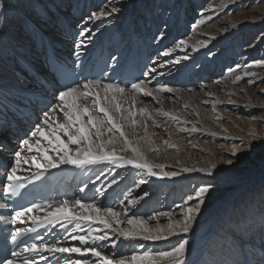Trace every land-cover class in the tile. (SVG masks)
Wrapping results in <instances>:
<instances>
[{
    "label": "rangeland",
    "instance_id": "374dc122",
    "mask_svg": "<svg viewBox=\"0 0 264 264\" xmlns=\"http://www.w3.org/2000/svg\"><path fill=\"white\" fill-rule=\"evenodd\" d=\"M25 1L24 4L27 6V11L26 13H21H23L22 15L29 21L30 24L36 23L38 27H41L43 30L45 25L51 26V28L54 29V25L53 23H50V21L54 20L55 17L51 19L45 17V12H40L41 7L35 0H32L31 2L30 0ZM158 1L159 0H149V2L142 3L140 12L142 15L145 13L148 14L146 16L147 20H149V15L155 16V13H158L159 11V7H157L156 12H152V14H150V12H147L146 10L148 5L155 3L159 6V4H161L160 8H163V0H160L161 2ZM210 1L208 2V0H204L201 7L206 6L210 3ZM183 2L184 0H170L166 7L167 9L170 8L169 10L174 11V9L178 7L177 5L180 6ZM77 9L78 8L74 6L75 12H77ZM82 9L83 7H80V10ZM5 13L8 15L7 11ZM57 14L58 17H61L62 15L60 13ZM136 14L138 15V13H135V17ZM3 15L4 13L0 12L1 18L4 17ZM18 17L20 16L18 15ZM39 18H41L42 21L40 22L42 23L39 22ZM118 18L119 17H117V19ZM259 18H264V0H250L240 8L235 10L229 9L216 15L205 25V27L207 32H213L214 29L217 31L219 28H224L230 24L235 23L240 25L243 23H249L250 26L248 24H243L240 27V34L242 35V38L247 40L249 35L247 31L252 26L250 23H254L256 27L251 28L254 32L251 34L248 44L252 41L253 43H257L259 46L260 43H262V45L264 44V35H261V33H264V19L257 21ZM134 19L135 18H132V21H134ZM0 22L3 23L1 19ZM67 27L75 32H72V36L69 33H66ZM85 27L87 26L82 25L81 28L80 25H75L68 20L67 23L62 26V31L65 35L68 34V36L73 38L76 43L82 40L84 42L83 45L88 46L87 39L84 40L83 38H80V33L85 29ZM111 29L113 30V26ZM195 31L196 30L193 26H188L183 37L188 38L189 35H192V33L194 34ZM41 33L45 36H51V34L46 35L43 32ZM59 34L60 33L56 35L60 37ZM128 34L130 35L131 33L128 32ZM2 35H4V33L0 32V39ZM74 35L76 37H74ZM83 36L85 38L89 37L88 35ZM179 39V35H176L173 40L169 41L167 48L172 47V45ZM26 43H28V41H26ZM218 44L221 45V42ZM245 46L246 42H242V51L248 52L249 50H247ZM256 48L259 49L257 46ZM165 49L166 48L163 50ZM179 54L180 53L177 52H171L169 56H166V59H174ZM255 54L260 53L253 52L252 56L247 58L245 66L250 62V60L254 59V57L259 56L256 55L253 57ZM205 55H207L205 58H208L210 53L206 52ZM230 59L231 56L225 54V63L220 70L221 72L217 71L218 69H216L214 65L208 69L206 68L205 73L209 76V78H204L205 76L202 77L199 80V86H190L187 81L184 82L185 79L177 81L173 80V82L170 83L172 79H175L172 77L173 74L171 76L167 75L164 77L162 68L159 69L158 75L159 73H162V75H159V78L153 80L157 75V73H154L147 79V81H153L152 85L155 89L161 86H167L174 89V91L172 93H156L157 95L161 93L160 97L162 98L158 96V101H154L155 99L151 97L147 99L146 97H143L140 104H136L135 107L132 108V111L137 113L134 117L137 124L134 127L128 126V130L125 128L129 138L134 140V144L141 149L143 154L152 160L155 158L158 165L164 166V171L183 172L181 170L183 168L199 169L210 167L212 164H215L217 165V168L214 172H217V174H213V176L209 177L201 172L194 174L195 172L192 171V174L184 175L178 180L176 179L178 175L169 177L168 180H166L167 178L165 177H160L163 182L161 183V189H156L158 198L156 197L155 200H152L151 198H153V195L148 196L145 201L143 200L144 202L138 201L143 202L139 205L141 208L137 209V207H134L133 209L132 205H128V200L134 198H128L126 194L133 188H136L139 184L137 178H135L137 175L135 170L130 171L133 175H123V177H121L122 173L124 174L128 170L123 169L121 172L110 175H108L110 170L106 172L103 171L102 173V177L108 175L107 179L109 184H111L113 179L116 180L121 177L122 185L126 187L125 192H123V188H121L120 190L123 193L119 195L117 199L113 200V204H115V206L106 203L104 205H100V207H113L114 210L121 212L123 209L122 206L125 205L122 204L126 202V205L129 207L131 206L130 210L132 209V213H128L129 217L136 215L147 218L148 216H153L158 212H175L177 215L173 218H178L180 209L177 206L182 205L187 196L193 195L196 189L201 185L212 183L213 188L205 198V204L202 206V211L198 218V226H195V232L193 234L199 232V229L205 225L206 220L211 217V214L214 211L216 214L215 223L216 221L217 223H214L215 226L211 235H208L205 238L203 237L202 241L195 244L196 250L193 255H191L192 257H190V254L193 251H190L189 253V257L193 259L194 254L199 253V264H202L203 261V264H233L232 261H228L229 258H227V254H230L229 250H232L233 253L237 252L239 246L243 249V252L245 250L244 254H249L251 250V253H255L254 255L256 257V260H252L250 255L246 256L243 254V258L237 259L240 264H242L244 256H246L244 264H260L261 261L257 259L261 258V256L264 258V255H261L262 252H264V177H260L264 173V80L261 79L264 78V70L260 71V75L258 73L255 77H251V79L254 80V83L252 84L248 83L250 77L242 78L240 81L233 83L235 77L237 75L240 76V74L234 72L231 73L229 69L232 70L234 67L227 68L228 66H233L235 62H237L235 59L229 62ZM204 61L205 59L201 56V59L198 61L200 64L197 63L196 65L199 66ZM148 64L151 66L149 61ZM205 66L207 67L208 64L203 65V67ZM212 71L214 73L210 76ZM227 71H230L229 75L227 74ZM233 77V80L228 81L229 78L232 79ZM161 78L163 80H160ZM215 79H219L220 81L214 82L213 80ZM32 86L33 85L29 83L28 89L34 90V86ZM194 92H196L199 97L195 101L188 100V97ZM206 93H209V95ZM230 100L234 103H229ZM58 103L59 102L57 100L53 99L47 111H49L50 108L55 107ZM185 105H187V107H185ZM125 106L127 107L128 105ZM174 106L178 109L174 108ZM150 107L154 109V112L152 113L154 115H150V119L147 115L139 114L138 109L146 108L148 110ZM161 113H169L170 115L165 116ZM173 116L177 119H172ZM218 116L222 117V119H217ZM253 117H255V119H253ZM42 118L43 117H39V120ZM193 127L196 128V131H193ZM201 128L206 130L207 133H201ZM181 129L184 130L182 131ZM209 133H215V136L209 135ZM249 133H254L261 139L253 140ZM165 140H168L169 143L175 145V147L173 148L166 145L164 143ZM241 140L251 144L252 147L250 149H246L240 144ZM117 146L121 147L119 144H117ZM152 148L158 149L159 151H151L150 149ZM232 148H237L239 152L238 159L232 158L228 155ZM51 154L54 155L53 153ZM171 154H173L172 157ZM28 155L30 156L32 154ZM119 155L131 156V152H121ZM227 159H234V163L232 165L223 163V161H226ZM114 166H112V168H115ZM138 172L141 173L142 170H138ZM247 173L249 174L248 177H246ZM233 174L242 176L240 179H237L232 176ZM232 178H235L238 182H234ZM147 187L155 190L150 184H146V188ZM169 188L173 191L171 192L170 190L169 192ZM162 189L163 192L159 195L158 193L160 192H158V190ZM145 192L148 193L149 191L142 188L140 192L141 197L144 196ZM164 192L169 193L165 195L166 193ZM177 192L178 195H176ZM95 195L96 193L91 195L89 200L85 203L95 202L98 206L100 203H98V200L96 199L97 195ZM238 196H241V199L238 201L234 210L229 207L227 209V215L220 217L221 204L229 203L231 202V199H235ZM125 197H127V200H125ZM243 197L246 199V203L242 202ZM166 198L167 202L165 203ZM120 205L122 206L120 207ZM250 211H253L254 213L253 219L247 217ZM259 217L262 218L263 221H257ZM167 219V217H160L159 223L163 225L167 222ZM155 224L156 221H150L151 226H155ZM126 225L127 224L124 223L120 226L125 227ZM92 227L102 229V225L96 223H93ZM212 227L209 230H211ZM82 228L85 231L81 234H85L88 224L86 223V225ZM208 232V230L205 231L203 236H206ZM191 235L192 234L188 237L191 242L190 244L193 243ZM177 240V237H173L169 242H148L145 244V247L155 250H166L171 245H174ZM67 242L68 246H73L74 244V241L70 238ZM126 244L125 242H118V245L121 246L119 249H112L109 245L105 246L102 251L106 254H111L115 251L119 254L130 256L134 251L139 252L144 250L135 247L134 244H132V246ZM105 249H107L106 252L104 251Z\"/></svg>",
    "mask_w": 264,
    "mask_h": 264
},
{
    "label": "snow or ice",
    "instance_id": "6c2138e0",
    "mask_svg": "<svg viewBox=\"0 0 264 264\" xmlns=\"http://www.w3.org/2000/svg\"><path fill=\"white\" fill-rule=\"evenodd\" d=\"M3 7L4 5L0 4V8ZM220 7H227V5L222 3ZM212 10L214 11V9ZM118 11L119 9L114 6L111 7L110 11L102 8L99 12H93L89 20L95 22ZM211 19L212 16L202 18L193 25V28L205 24ZM90 31V29L85 28L80 35L83 36L85 32L90 33ZM83 43L81 40L75 45L77 56L81 54L80 49ZM186 43V41L181 40L176 46L180 47ZM206 46V44H201V47ZM170 54V51L162 53L164 56ZM115 59L113 57V60ZM183 59L186 60L188 57L185 56ZM172 63L179 64L180 60L177 59ZM252 66L264 67V61H256L254 65L248 67ZM230 71L232 70L230 69ZM150 73H157V68L152 67ZM243 75L250 77L249 84L254 83L251 77H255V73L245 71ZM242 78L237 75L233 83ZM261 79L264 80V78ZM150 82L140 79L131 83L129 87L127 85L122 86L121 83L87 80L83 83L67 86L64 90L59 91L56 95V100L59 103L50 108L49 111L43 112V118L35 124L27 137L20 141L18 149L14 151L13 162L10 169L6 171L3 193L6 196H16L25 187V184L21 182L22 180L29 183L40 181L50 170L60 168L62 165L84 168L90 165L108 163L117 167L130 165L135 169L142 170L147 177L179 175L178 172L164 171L163 165L149 162L125 131L127 126L134 127L137 124L134 119L137 113L133 112L132 108L135 107L141 95L158 99L154 93H172L174 91L167 86H161L154 90L150 89L148 87ZM229 103L234 102L230 100ZM58 112L62 113V117L54 115ZM138 112L147 115L149 119L151 118L146 108H140ZM161 114L170 115L169 113ZM172 119L177 118L173 116ZM217 119H222V117L218 116ZM193 131H196L195 127H193ZM209 135L215 136V133H209ZM249 135L253 140L261 139L254 133H249ZM164 143L169 147H175L168 140H165ZM117 144L121 146L119 151L131 152V156L119 155L115 147ZM240 144L246 149L252 147L244 140H241ZM150 150L159 151L155 148ZM50 153L54 155H50ZM28 154L32 155L29 156ZM228 155L232 158H239L237 148H232ZM223 163L232 165L234 159H227ZM24 165H28V168L23 170L30 172V176L21 177L18 175ZM33 168H35L34 172L32 171ZM216 168L217 165L212 164L210 167L199 169L183 168L182 171H198L211 177ZM116 182L113 179L111 184ZM141 183L144 181L141 180ZM111 184L108 187H111ZM212 188L213 184L207 183L198 187L193 195L187 196L183 204L177 206L180 212L178 218L175 219L173 218L177 215L175 212H158L147 218L136 215L129 217V207H124L121 212H118L113 207H99L95 202L85 203L80 199L74 201L63 199L43 206L32 204L31 207L15 211L9 223L12 225H16L18 222L23 223L22 218L28 213H33L34 210L45 208L50 210L44 216H29L28 218L32 223L30 228H14L11 233V240L13 243H17L18 247L20 244L23 246L19 247L18 251L11 252L12 259H4L0 261V264H38L37 256L40 257V260L45 261V264H48L49 257L52 258L53 264H61V260H63V264H193L189 261L191 242L188 237L195 232V226L198 223L202 206L205 204V198ZM131 195L132 193L129 192L128 196ZM147 195L148 193L145 192L144 196ZM138 199H142V197L128 200V205H135ZM53 205L55 206L53 207ZM5 207L7 205L0 204V208ZM160 217H167V222L161 225L159 223ZM153 220L156 221L155 226L150 225V221ZM81 222L88 224L85 234H81L85 231L81 227ZM57 223L67 232L63 241L70 238L72 241H77L79 246H64L60 238L46 242L44 236L37 232L39 227L45 225L50 226L48 228L50 232ZM93 223L102 225L103 228H93ZM124 223L127 224V227L120 226ZM71 224H74V227L68 231V225ZM30 233H36V236L31 237L29 236ZM23 237H28V240H22ZM173 237L178 238L177 242L166 250L145 247L148 242H169ZM125 241L144 250L134 251L130 256L115 251L111 254H105L102 251L105 246L109 245L112 249H117L118 242L123 243ZM73 254L79 258L74 259ZM18 257H22V259L17 260Z\"/></svg>",
    "mask_w": 264,
    "mask_h": 264
},
{
    "label": "bare ground",
    "instance_id": "6f19581e",
    "mask_svg": "<svg viewBox=\"0 0 264 264\" xmlns=\"http://www.w3.org/2000/svg\"><path fill=\"white\" fill-rule=\"evenodd\" d=\"M24 1L25 0H1L0 1V4L4 5L3 8H0V12L4 13L3 15L4 17L7 15L5 12L6 11L8 12V15L5 18L0 17L1 21H3V23L0 22L1 23L0 32L4 33V35H2L0 39V116H1L0 119L1 121L4 120L6 112L8 114H13V110H11L12 107L14 106L13 103L16 102V105L14 106V108L17 106L16 109L25 108L21 104L22 99H31V98H35L37 96L43 95V96H46L47 98L56 100V97H52L47 94H42L43 92H47L46 89H43V88L39 89V88H36L35 86H34L35 90L28 89L29 83L27 80L31 79L30 74H29V72L30 73L32 72L31 68H37L38 70H42V64L40 63L41 53L39 52L38 46H37V43L39 42V40L43 39L40 32H43L46 35L51 34L52 38H50V40H55L56 42L55 47L58 49L59 52L66 50L68 53H71L72 51L77 50L75 47L76 41H74L73 38H70L68 35H65L64 32L62 31V26H64L68 20L75 25H80L81 28H82V25H86L87 27L85 28L91 30L90 33L85 32V35L86 36L88 35L89 37L85 38L84 36H80V38H83L84 40L87 39L88 43H92V42L93 44L98 43L104 36H106V39H108L112 43L114 38H116V40L119 41L122 47L125 48V46H128L127 47L128 49L132 48V51L135 55H136V45L135 44H137V49L141 47L140 52L141 54L145 56L144 60L141 63H144L147 66V69H146L147 77L152 76V74H154V73H150V69L152 67L157 68V75L153 80H156L157 78H159L158 71L159 69L162 68V73L164 77H166L167 75L171 76L173 74L172 77H174L175 79H172L170 83H172L173 80L177 81V80L185 79L184 82L187 81L190 86L192 85L199 86L200 85L199 80L202 77L205 76L204 78L206 77L209 78V76L205 73L206 68L208 69L214 65V67L218 69L217 71L221 70L222 66L225 63V54H228L231 56V59L229 60V62L233 61L234 59L237 61L235 62L233 66H228L227 68L234 67L231 73L234 72V73L240 74V76L243 78H246L243 75L245 71L255 73L256 75H258L259 73L260 75V71L264 70V67H257V66L248 67L249 65H254V62L256 61H264V44L262 45V43H260V45L258 46L257 43H253L252 41L250 44H248L250 36L254 32L251 28L256 27L254 23H250L252 26L247 31V33L249 34L247 37V40L242 38V35L240 34V27L243 24L249 25V23H243L240 25H237L234 23L224 28H221V29L219 28L217 31L216 29H214L213 32H207L205 25L210 20L207 21L205 24H202L196 27L195 33L194 34L192 33V35H189L188 38L183 37L184 34L186 33V28L188 26H193L194 24L197 23V21L201 20L202 18H206L207 16H212L213 18L216 15L221 14L224 11H227L229 9L235 10L237 8H240L241 6H243L244 4H246V2H249L250 0H212V1L208 0V2L210 1V3H208L204 7H201L204 0H184V2L180 6L177 5L178 7H176L174 11L169 10L170 8L167 9L166 7V5L168 4L170 0H163V3H162L163 8H160L161 4H159L158 6L155 3L154 4L151 3L150 5H148V7L146 5L147 7L146 10L147 12H150V14H152V12H156V8L159 7V11L158 13L157 12L155 13V16L152 15L153 16L152 17L149 15V18H148L149 20H147V17H146L148 15L147 13L142 15L140 12L142 8V3L149 2V0L147 1L145 0H77V1L76 0H35L41 7L40 12L41 13L45 12L44 14L45 17L50 18V19L54 17L55 19L57 18L56 20L54 19L50 21V23H53L54 29L51 28V26L45 25L44 30L41 27H38L36 23L30 24L29 21L26 20V18H24V16L22 15L23 13H21V12L26 13L27 11V6L24 4ZM31 1L32 0H30V2ZM222 3L226 4L227 7H220ZM74 6L78 8L77 12H75ZM113 6L117 7L119 11L116 13H113L111 16L102 18L101 20H98L95 22L89 20V17L91 16L93 12H99L102 8L110 11L111 7ZM80 7L81 8L83 7V9L80 10ZM212 9H214V11ZM57 13L62 14L61 17H58ZM135 13H138V15L136 14V17H135ZM18 15L21 18L18 17ZM117 17L119 18L117 19ZM132 18H135L134 21H132ZM262 19L264 18H259L257 21H260ZM40 21H42L41 18H39V22ZM78 21H81V22H78ZM112 26H113V30L111 29L110 31L109 29L112 28ZM128 32H130L131 34L129 35ZM58 33H60L59 34L60 37L56 35ZM135 33L138 36L137 38L138 40L133 39L135 36ZM11 34H14V35H11ZM176 35H179L180 39L177 40L176 43H174L176 41L175 40L173 42L174 44L172 45V47L167 48L169 41L173 40ZM261 35L263 36L264 33H261ZM128 37H130V39ZM132 39L135 43L134 44L135 46L132 45ZM181 40L186 41L187 42L186 45H181L180 47H177L176 45ZM26 41H28V43H26ZM220 42H221V45L218 44ZM242 42H246L245 47L247 50H249L248 52L242 51V47H241ZM201 44H206L207 46L201 47ZM256 46L260 50L257 49ZM164 48L166 49L163 50ZM81 49H82V46H81ZM165 51H170L172 53L177 52L180 54L174 59H168V58L166 59V56L162 55V53ZM206 52L210 53L208 58H205L207 56L205 55ZM253 52H259L260 54L253 55V57L256 55H259V56L254 57V59L250 60V62L245 66V62L247 61V58L251 57ZM185 56H187L188 59L186 60L183 59V57ZM201 56H203L205 61L201 63V65L197 66L196 64L199 63L198 61L201 59ZM177 59L180 60L179 64L172 63L173 61ZM148 61L151 63V66H149ZM204 64L206 65L208 64V66L203 67ZM161 65H163V67H161ZM229 72L227 71L228 75H229ZM213 73L214 72L212 71L210 73V76H212ZM234 77L232 79L229 78L228 81L233 80ZM160 80H163V79L161 78ZM145 81L147 82V79H145ZM213 81L215 82V81H220V80L215 79ZM152 84H153V81H151L148 84V87L154 90L155 87ZM154 94L157 97L161 96V93H159L158 95L156 93ZM206 94L209 95V93H206ZM198 97L199 95H197L196 92H194L192 93V95L188 97V100L195 101ZM147 98H150V97H146V99ZM141 99H143L142 95L139 97L136 104H140ZM154 101H158V99L157 100L155 99ZM174 108L178 109L176 106H174ZM153 112H154V109L150 107L148 109V113L152 116L154 115L152 114ZM54 115H56L57 117H62V113H59V112ZM41 117H43V115ZM6 126H7V123L2 125V127H6ZM126 130H128V126L126 127ZM201 130H202L200 131L201 133H207L206 130L202 128ZM1 136H5V135L3 134ZM115 147L117 148L118 154H120L121 153V151H119L120 147H118L117 145H115ZM50 155L52 154L50 153ZM172 156L173 154H171V157ZM8 157L9 159H11V161H13L11 155H9ZM145 157L152 164L158 165L156 163L157 160H155V158L153 159L155 161H153L152 159L148 158L146 155ZM62 166L66 167L68 169V172L71 173V175L74 178L73 182L77 184L78 186H80L79 188L80 192L76 194L75 198L82 200L81 196L85 197L86 195H89V198H90L91 195H94L96 193L97 195V196L95 195L97 197L96 199L98 200V203H100L98 205L99 207L100 205H104L106 203L115 206V204H113V200L117 199L119 195L125 192L126 186L122 185L121 177H123V175L124 176H129V175L131 176V174L133 175V173L130 172L132 170H135V173H137L135 178H137L139 184L136 188H133L132 190L129 191L132 193L131 196H128L129 192L126 194L128 198L133 197L135 199L139 197L142 188H145L147 191H149L148 195L142 196V199H138V201H143V200L145 201V199L151 195H153L152 196L153 198L151 199L155 200L156 197L158 198L156 189H159L160 187H162L161 183L163 182V180H161L160 178L162 176L147 177L143 174V172L141 173L138 172L139 169H135L130 165L125 166V167H117L116 165L114 166V164L103 163V164H98V165L86 166L84 168H76L71 165H62ZM112 166H114L115 168H112ZM27 168H28V165H24L22 168V172H25L23 169H27ZM123 169L128 170V171L125 172L124 174L122 173V176L119 179H116L117 182L115 184H111V187H108L109 185L108 179H107L108 175L114 174V173L116 174L118 172L123 171ZM108 170H110L109 174L107 176L102 177L103 171L106 172ZM32 171L34 172L35 168H33ZM193 172H195L194 174L199 173L198 171H193ZM178 173L179 175L176 177L177 180L182 178L184 175L192 174V172L187 173V172H181V171H179ZM213 174H217V172H214ZM248 175L249 174L247 173L246 177H248ZM232 176L236 177L237 179H240L242 175L233 174ZM260 177L261 178L264 177V173ZM165 178H167L166 180H168L169 177H165ZM141 180H143L144 183H141ZM232 180L234 182L237 181L235 178H232ZM146 184H150L152 187H154L155 190H152V188L150 187L146 188ZM121 188H123L122 190L123 192L120 190ZM81 189H83V191H81ZM170 190L171 188H169V192ZM172 191L173 190H171V192ZM158 192H160L158 194L161 195L163 192V189L158 190ZM169 192L167 193L164 192V193H166L165 195H167ZM176 195H178V192L176 193ZM240 197L241 196H238L235 199H231L230 200L231 202L229 203H222L220 217L227 215L228 213L227 209L229 207L232 210H234V208L237 206L238 201H240L241 199ZM138 201L135 205H132L133 209L134 207L135 208L137 207V209L141 208V206L139 205L143 203L144 201L143 202H138ZM166 202H167V198L165 199V203ZM242 202L246 203V199H244V197H243ZM122 205H124L125 207H129L128 205H126V202L123 203ZM122 205H120V207ZM124 206H122V208H124ZM49 210L50 209L43 210L44 215ZM131 210L128 213H130ZM253 214H254L253 211H250L247 217L253 219L254 218ZM215 215L216 214L214 211L211 214V217L206 220L205 225L199 229V232L191 235V238L193 239V243L190 244V251H193V252L190 254V257H192L191 255H193V253L196 250L195 244L199 241H202L203 237L205 238L208 235H211L212 230L214 229V226H215L214 225L215 219H216ZM257 221H263V220L262 218L259 217ZM85 225L86 223L81 222V227H84ZM113 226L115 227V225ZM197 226L198 224L196 225V227ZM73 227H74V224L68 225L69 231H71ZM125 227H127V225ZM211 227L212 229L209 230ZM207 230L209 231L208 234L206 236L205 235L203 236L204 232ZM113 239H115V237H113ZM67 241H63L64 246H68ZM125 244L132 246V243L127 242V241H125ZM78 245L79 243H77V241H74L73 246H78ZM120 247L121 246L118 245L117 249H119ZM106 250L107 249H105L104 251L106 252ZM229 253L230 254L224 253V254H227L228 256L227 258H229L228 261H232L233 264H240L238 263L237 259L243 258V254L245 253V250L243 252V249L239 246L237 252L233 253L232 250L231 251L229 250ZM254 254H252L250 250L249 254H244V255L246 256L250 255L252 257V260L254 259L256 260V257ZM198 256H199V253L198 254L195 253L194 259L189 257V261L193 262V264H199L200 260ZM246 256H244L242 264L245 263ZM73 258L75 259L79 257L73 254ZM257 260L261 261L260 264H264V258H262V256L261 258ZM61 264H63V260H61Z\"/></svg>",
    "mask_w": 264,
    "mask_h": 264
}]
</instances>
